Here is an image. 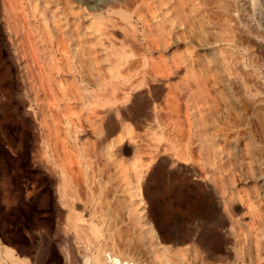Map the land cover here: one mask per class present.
Here are the masks:
<instances>
[{
    "label": "bare ground",
    "instance_id": "1",
    "mask_svg": "<svg viewBox=\"0 0 264 264\" xmlns=\"http://www.w3.org/2000/svg\"><path fill=\"white\" fill-rule=\"evenodd\" d=\"M148 1L97 0L89 11L136 15L146 23L151 17ZM229 1L200 0L210 24L223 33L213 31L211 46L253 40L251 53L263 51L262 40L232 27L237 8ZM100 32L99 39L71 44L73 60L66 56L65 63L53 66L51 75L64 79L72 74L76 89L85 91L84 86L93 85L97 93L87 89L81 95L77 90L68 96L73 103H40L45 138L37 158L58 181L57 239L65 264H264V99L259 96L264 81L253 69L237 64L233 75V62L221 64L217 83L239 94L250 110L249 118L240 123L228 119L224 103H123L133 89L147 83L150 90L166 86L182 74L183 66L171 61L173 65L157 68L161 57L149 53L133 61L127 43ZM98 53L104 54L102 60H89ZM64 80L58 84L66 86ZM188 83H182L179 94L192 102L196 92ZM196 88L201 96L207 93L203 85ZM58 107L66 113L64 120ZM66 145L79 155L73 157ZM247 175L261 186L246 203L235 189ZM191 187L207 203L204 214H179L188 199L184 191ZM158 198L166 210L177 211L166 236L160 234L153 211ZM45 255L26 248L17 253L0 248V264H40Z\"/></svg>",
    "mask_w": 264,
    "mask_h": 264
},
{
    "label": "rangeland",
    "instance_id": "2",
    "mask_svg": "<svg viewBox=\"0 0 264 264\" xmlns=\"http://www.w3.org/2000/svg\"><path fill=\"white\" fill-rule=\"evenodd\" d=\"M96 1L0 0V248L11 249L14 253L22 248L33 253L44 251L46 255L40 264H65L63 245L57 239L60 226L58 181L41 167L37 158L45 138V130L40 124V103H73L68 96L77 90L81 95L86 94L87 89L97 93L93 85L84 86L85 91L83 88L76 89L72 74L64 77L65 80L58 77L53 80V66L65 63L66 56H71L73 60L75 49L71 44L99 39L102 37L100 30H104L112 33L117 42L127 43V53H134L133 61L149 53L150 56L161 57L156 62L157 68L173 65L176 61L183 66L182 74L173 76L166 86L158 84L150 90L147 83L133 89L123 103H144L146 100L150 103H224L227 104L228 119L240 123L249 118L250 110L239 94L217 83L221 64L233 62L230 63L234 67L233 75L237 64L253 69L264 81V50L253 52V55V40L250 43L234 41L231 47L227 43H218L215 48L211 46L213 31L223 33L218 25L210 24L200 0H149L151 17H147L146 23L130 14L124 17L108 12L91 15L90 6ZM225 1L228 3L229 0ZM232 1L236 3L234 11L237 15L233 11L236 16L237 12L245 13L239 15L240 19L232 13L235 19L232 27L239 33L246 31L251 37L264 42V0H240V4L238 0L229 2ZM178 10L182 12L181 16ZM86 17L87 20L83 19ZM30 50L35 54L29 53ZM103 57V53H98V57L94 54L89 60H102ZM191 58L196 59L195 63L190 61ZM254 60L257 64L252 62ZM186 68L187 72H184ZM106 75V78L109 77V74ZM198 79L204 80L199 83ZM58 80H64L66 86H60ZM183 82H189L195 88V101L189 102L179 94ZM197 85H203L207 93L201 96ZM259 91V96L264 99V89ZM98 93L101 94L100 91ZM101 98L106 102L105 98ZM63 107L56 109L62 120L66 115ZM66 147L73 157L79 155L78 151ZM223 180L228 184L227 178ZM256 180L247 175L236 184V192L246 203L253 200L255 192L260 190L261 183ZM184 192L188 199L179 214H204L207 203L201 200L196 189L186 188ZM153 211L160 234L168 235L175 223L173 214L177 211L166 210L159 198L153 202ZM5 260L7 262L8 259Z\"/></svg>",
    "mask_w": 264,
    "mask_h": 264
}]
</instances>
